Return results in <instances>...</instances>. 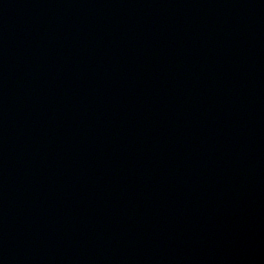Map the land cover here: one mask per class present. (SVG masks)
Segmentation results:
<instances>
[{
	"label": "water",
	"instance_id": "water-1",
	"mask_svg": "<svg viewBox=\"0 0 264 264\" xmlns=\"http://www.w3.org/2000/svg\"><path fill=\"white\" fill-rule=\"evenodd\" d=\"M0 264H264V0H0Z\"/></svg>",
	"mask_w": 264,
	"mask_h": 264
}]
</instances>
